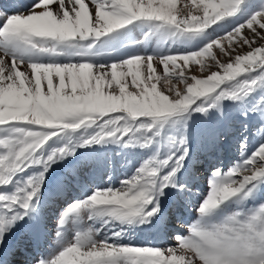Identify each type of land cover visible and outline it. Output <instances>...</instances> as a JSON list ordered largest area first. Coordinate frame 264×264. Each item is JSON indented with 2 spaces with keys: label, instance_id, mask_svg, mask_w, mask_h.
I'll list each match as a JSON object with an SVG mask.
<instances>
[{
  "label": "snow or ice",
  "instance_id": "1",
  "mask_svg": "<svg viewBox=\"0 0 264 264\" xmlns=\"http://www.w3.org/2000/svg\"><path fill=\"white\" fill-rule=\"evenodd\" d=\"M17 253L264 264V0L0 3V264Z\"/></svg>",
  "mask_w": 264,
  "mask_h": 264
},
{
  "label": "rangeland",
  "instance_id": "2",
  "mask_svg": "<svg viewBox=\"0 0 264 264\" xmlns=\"http://www.w3.org/2000/svg\"><path fill=\"white\" fill-rule=\"evenodd\" d=\"M178 1L181 2V3L185 2V0H178ZM86 2H87V0H86ZM246 50L247 49L245 48L244 51H246ZM159 71H162V69H159ZM196 74L199 75L198 72ZM238 158H239V153L237 152L235 145H233L232 147L229 148V151L227 150L226 152H219V153H217L216 156L210 157L209 159H211L214 163L218 164L221 167H225V166L231 167L232 163H234L235 160L238 159ZM208 167H209L208 164L204 165V170H202V173H201L202 176L206 174L205 170ZM225 170H226V168H225ZM116 175L117 176H121L122 175V169H120L119 167L117 168ZM106 179L107 178L105 177V180ZM201 182H202V186L200 187L201 189L197 190L199 192V194H203L204 191L206 190L205 181L202 179ZM192 203L194 205L196 203V200L193 199ZM195 217H196V213H195L193 208L186 209L181 214V219L180 220H176L175 218L173 219V222L170 225V228L168 229V231L170 233H173V234L176 233L177 230H179L182 233H186V225L188 223H191L195 219ZM53 225H54V219L49 222V225H48L49 230L52 229ZM131 238L133 240L137 239L134 242V243H137V244L152 243V244H156L158 246L161 245L163 242H166V241L170 240V237H166V240L159 241L157 235H149V234H140V235L139 234H134ZM129 241L130 240H128L126 242H129ZM130 242L132 243V241H130ZM17 255H19V256H15L14 259L12 260L13 261L12 263H16V262L24 260V257L22 255H20L19 253H17Z\"/></svg>",
  "mask_w": 264,
  "mask_h": 264
},
{
  "label": "bare ground",
  "instance_id": "3",
  "mask_svg": "<svg viewBox=\"0 0 264 264\" xmlns=\"http://www.w3.org/2000/svg\"><path fill=\"white\" fill-rule=\"evenodd\" d=\"M5 2H7V0H0V3H5ZM182 4L183 3H181V2H179L178 1V6H182ZM158 72H159V69H158ZM232 147V146H231ZM229 151V150H228ZM97 180L99 181V178H97ZM202 186V182H200V187ZM199 187V189L198 190H200L201 188ZM169 228H170V226H169ZM140 235V234H139ZM157 236H158V239H159V241H164V240H166V236H164L163 234H157ZM139 237V236H138ZM132 239V238H131ZM130 239V241H132V243H134L136 240H131ZM129 241V242H130ZM16 256H19V255H17L16 254ZM15 257V256H14ZM14 257L12 258V260L14 259ZM23 259V258H22ZM13 262V261H12ZM12 264H23V260L22 261H19V262H16V263H12Z\"/></svg>",
  "mask_w": 264,
  "mask_h": 264
}]
</instances>
